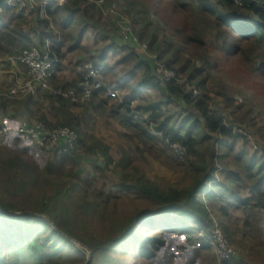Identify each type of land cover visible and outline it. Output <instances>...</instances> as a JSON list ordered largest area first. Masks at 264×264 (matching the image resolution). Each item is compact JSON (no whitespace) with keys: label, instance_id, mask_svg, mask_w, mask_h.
Instances as JSON below:
<instances>
[{"label":"trees","instance_id":"16d2710c","mask_svg":"<svg viewBox=\"0 0 264 264\" xmlns=\"http://www.w3.org/2000/svg\"><path fill=\"white\" fill-rule=\"evenodd\" d=\"M6 1L0 0V7L4 8V12L0 14V60L17 58L27 49L42 46L48 38L53 39L60 35L62 40L60 44L55 45V50L62 61L65 39L71 38L73 31L76 30L81 33L86 31L92 33L93 31L94 34L98 35L97 38L101 40L103 45V48L99 51L101 54L98 61L100 63L104 62L109 53L114 56L125 54L120 61V65L122 68H130L132 71V75L122 83H116V78L113 75L114 79L110 81V86L113 85L122 91L130 90L132 91V101L138 98L142 102L138 107L132 109L131 103L120 104L118 101L110 100L107 97L105 88L95 92L93 100L84 105L73 104L62 97L51 96L45 91H40L36 96L30 95L23 100H9L0 96V123L2 125H5L4 117L12 115L13 119L20 121L18 127L37 122L43 123L50 130L70 128L77 133L78 141L73 151L68 150L63 155L52 154L49 156L48 173L60 177V171L63 170L65 164L67 165L70 158L83 157V154H96L95 151L103 156L108 166L114 165L121 170H125L128 164H132V158L129 155H124L122 159L116 162L111 156L112 149L110 146H106L94 138L93 142L88 141L89 133L86 127L91 113L96 109L109 108L107 110L109 116L120 120L126 128L127 132L120 135L126 136L132 141L137 150H140L141 145L145 147L148 144L162 141L164 145L169 146L172 150L175 146L186 148V159L195 158L199 155L197 149L200 141L199 137L196 136L199 126L201 130L204 129L206 139L213 141L209 144L213 153V163L215 161L224 163L227 158L225 154H219V150L230 151V153L235 154V164L241 170V172L232 170L225 165L229 177L226 179L227 184L217 186L227 192L231 198L221 206L224 211V217L222 218L224 221L221 222L224 236L229 242L233 241L235 236L232 226L236 231L241 232L243 238L253 236L254 222L260 221L264 216V156L261 157L260 154L256 153L255 156L249 157L246 150H238L237 145L240 141L247 142V138L242 133L235 132L231 126L226 125L227 119L221 112V108L217 110L215 103H213L205 80H201L196 85L193 83V76L187 78L190 86L201 90V96L197 98H192V92L187 90V84L182 85L176 81L168 84L164 83L156 75L154 62L147 55L142 54L132 43L123 42L119 34L117 35L119 30L116 17L104 15L101 9L86 3L84 0H70L63 7L55 2H50L46 7V17L44 19L40 16V8H36V10L6 8L5 10ZM37 1L39 3L43 2V0ZM159 1L147 0L148 3L146 2L143 5L144 11L149 15L152 10L156 16L162 17L168 23L166 24L167 29H170V26L175 35L184 36L182 40L186 44L184 48H177L172 42V36L166 34L168 35L165 40L167 47L156 50L150 44L148 53L149 56L157 55L159 61L164 63L166 67L176 70L181 80L185 76L186 69L190 67V61H186L184 68L176 69L179 63L178 55L182 52L187 53L190 49L187 47L188 45L197 51L203 49V46L208 47L209 42L206 41V37L205 40L203 38V32L206 29V36L213 37L214 40L224 36L223 33L218 31L219 29H225L227 31L226 35L234 36L233 38L239 39L238 41L253 40L259 50L258 59L262 60L258 63V66L264 72V2L257 4L252 3L250 0H163L169 6V9L163 12L158 4ZM107 4V7H114L110 0ZM130 4L134 10L135 2H129L130 7L128 6V9L122 6L124 14L129 19L131 18ZM187 14H191L196 22L190 23V16ZM108 23L110 26H108ZM139 24H141V21L134 20L132 26L134 25V32L142 44L148 42L153 28L157 31L161 30L159 26H149L148 22L146 26H139ZM173 26L177 27L173 28ZM197 28H201L200 40L191 35V32L195 33ZM172 31L166 30L170 33ZM230 45L231 43H228L225 37L223 51L227 54H229L228 48ZM203 51L204 55L207 54V50L203 49ZM169 56H172V59L166 60L165 58ZM91 62L98 65L96 60L91 59ZM106 71L108 74H112L113 68L107 64ZM198 72L201 73L202 70H198ZM137 73H139L140 81L130 86L129 81ZM83 74L84 66L72 82L52 81V85L62 90L76 89L83 80ZM11 88V86H7L5 89L0 87V92L7 93ZM150 91H158L163 96L162 101L155 104L153 102L147 103L148 99L142 97L146 93L150 94ZM170 104H178L180 109L187 113L185 118H182L179 112L176 114L174 110L169 111ZM234 107V102L229 100L226 104L227 109H234V113L239 112L241 109L237 105V108ZM24 113L28 116H23ZM145 114L148 115V118L144 117ZM151 123L154 127H151ZM150 130L153 131V135H151ZM246 157L249 158L245 159ZM95 167H97V164ZM217 170L218 168L210 166L209 169L207 168L199 174L194 194L184 190H171L169 193H164L150 185L138 187L137 190L145 194L151 201L161 204V209L154 212L148 211L143 213L142 216L138 215L134 219L128 220L127 223L122 225L121 233L118 234L116 239L112 240L107 248L96 252L101 254V261L92 264H138L136 258L138 255L140 258H144L145 261L155 260L157 256L151 248L163 247L164 242L160 237L162 231L180 232V229L183 228L191 229L190 225L194 224L195 228L191 229L193 232L200 233L203 231L206 232L205 235L207 236L212 235L214 221L208 218L207 210L203 209L194 197L198 194L199 189H202L208 182H216L215 173ZM75 177L79 179L78 177L81 176L77 174ZM77 179L75 180L77 181ZM79 180L81 181L82 178ZM217 184L220 183L217 182ZM71 186L78 188L80 184L72 182ZM122 188L128 191L135 189V187L130 188L124 184H122ZM218 192V190H212L207 197L214 202L217 200ZM0 207L6 210H14L13 208H6L9 206L2 199H0ZM230 208L241 213L244 216L243 220L237 219L231 222L224 219L229 216ZM50 209L48 206H44L41 212L45 214ZM49 215L52 214L49 213ZM28 221L33 224H27ZM208 221L211 224L210 231L208 230L209 226H207ZM41 225V221L28 215L16 217L3 213L0 219V264H11L12 257L9 253H11L10 249L18 244L16 238L19 243L26 245L29 251L33 253L35 264H46V262L53 264L57 256L66 254L67 251L59 250L60 248L52 241L48 243L49 239L47 237L41 238L39 236ZM143 226L147 227L144 233L140 231ZM201 239L207 242L202 237ZM117 245L121 246V252L125 251L124 254H119L118 259L114 258L110 252L112 247ZM203 246L211 248L208 242ZM48 247L52 248L54 252L51 254L39 252V248L46 250ZM237 260L239 258L223 264H235Z\"/></svg>","mask_w":264,"mask_h":264},{"label":"rangeland","instance_id":"374dc122","mask_svg":"<svg viewBox=\"0 0 264 264\" xmlns=\"http://www.w3.org/2000/svg\"><path fill=\"white\" fill-rule=\"evenodd\" d=\"M110 2L124 16L127 15L124 14L122 6L128 9V3L135 2L134 10L130 4L131 24L134 20H139L141 21L139 26H146L148 22L149 26H159L161 28V32L155 28L151 30L148 44L146 43L147 46L152 44L153 49H165L167 47L165 40L169 35L172 36V42L177 48L185 47L186 43L182 40L184 36L175 35L170 26V29H167L166 24L168 23L162 17L156 16L152 10V14L151 11L149 15L146 14L143 5L147 0H128L125 2L110 0ZM37 3L40 4L38 1ZM158 4L163 12L169 9L168 4L163 0H160ZM187 15L190 16V23L196 22L191 14ZM108 26H110L109 23ZM175 27L177 26H173V28ZM166 30H170L172 33L166 32ZM218 31L223 33L224 36L217 40L206 36L207 29L203 32L204 40L206 37V41L209 42L208 47H204L202 44L203 49L207 50L205 55L203 49L197 51L188 45L187 47L190 48L188 52H182L178 55L179 63L176 69L184 68L186 61H190V67L186 69L185 76L182 79L188 80L193 76V83L196 85L201 80H205L217 110L221 108V112L228 120H226V125L231 126L235 132L242 133L247 138V142L240 141L237 145L238 150H246L249 157L255 156L256 153L263 157L264 72L258 66V63L262 61L258 59L259 50L253 40L238 41L239 39H234V36L226 35L227 31L225 29H219ZM200 33L201 28H197L195 33L191 32V35L200 40ZM225 37L227 42L231 43L228 48L229 54L223 51ZM98 46H100V49L103 48L102 44ZM133 46L137 48V46ZM242 50L245 52H242ZM62 52L65 56L62 70L67 72L64 82L69 83L70 78L68 76L72 74L75 68L74 55H70L71 51L69 50L67 53ZM165 59L171 60L172 56ZM23 68L21 71L25 72ZM198 70H202V72L200 73ZM117 77L118 75L115 76L116 79ZM1 79L3 81L0 87L3 89L7 86L12 87L15 84V80L9 79V77L5 79L1 77ZM112 79H114V76L107 78L109 82ZM134 80L136 79L133 78L132 82ZM50 85L55 89L52 83ZM199 91L201 92V90ZM119 94L123 102L133 100L130 98L131 91L119 92ZM142 98L148 99L147 103L153 102L155 104L162 101L163 96L158 91H150V94L146 93ZM229 100L234 102V108H237L236 105L241 108L239 112L234 113V109L226 108ZM133 102L132 109L142 104L138 98ZM107 110L109 108L96 109L91 113L86 127L89 133L88 141L93 142L94 138L96 141H101L106 146H110L112 149L111 156L116 162L122 159L124 155H129L132 158V164H128L125 170H121L114 165L108 166L103 156L95 151L96 154H83V157L70 158L67 165L61 167L63 170L60 171L59 177L47 172L48 156L35 148L31 142L22 143L18 141L15 143L14 148L8 146L14 155L8 154L5 151L7 149L0 150L2 153V158H0V199L9 206L6 208L14 209L6 210L0 207V219L2 214L5 213L16 217L28 215L41 221L39 236L41 238L47 237L49 239L48 243L52 241L60 248L59 250L67 251L66 254L57 256L53 264L98 263L102 258L100 257L101 254L96 252L107 248L108 244L116 239L118 234L121 233L123 224L138 215L142 216L145 212H154L161 209V204L151 201L145 194L137 190L138 187L150 185L164 193H169L171 190H184L194 194L199 174L205 169H209L210 166H214L218 168L215 175H217L216 180L220 184L208 182L202 189H199L197 197L195 196L194 199L196 198V202L207 210L208 218L214 221L212 229L222 231L221 222L224 221L222 219L224 211L221 206L231 198L227 192L217 186L227 184L226 179L229 177L225 165L232 170L241 172L235 164V154L230 153V151L219 150L218 153L225 154L227 158L224 163L219 161L213 163V153L209 145L213 141L206 139L204 129L201 130L199 126V131L196 133L200 141L197 149L199 155L195 158L186 159V148L183 154L180 155L179 148L176 150L174 147V150H172L169 146L164 145L162 141L148 144L145 147L141 145L140 150H137L132 141L126 136L120 135L127 132L123 123L110 117ZM168 110H174L176 114L179 112L182 118L187 115L184 110L180 109L178 104H170ZM23 116L28 115L24 113ZM144 117L148 118V115L145 114ZM175 123L177 122L175 121ZM151 127H154L152 123ZM150 132L151 135L154 134L152 130ZM96 164L97 167H95ZM77 174H80L81 177L78 178H82L81 181L75 177ZM72 182L80 184V187L73 188L71 186ZM122 184L130 188L135 187V189L132 191L124 190ZM212 190L219 191L217 200L214 202L207 197ZM44 206L51 208L48 213L43 214L41 212ZM49 213L52 215H49ZM243 218L244 216L241 213L230 208L229 216L224 219L233 222L237 219L243 220ZM27 224L31 225L33 223L28 221ZM207 226H209L208 230L210 231L211 224L209 221ZM254 227L253 236L243 238L241 232L236 231L232 226L235 237L233 243L230 242L239 255V260L235 264H264V216L260 221L254 222ZM146 228L143 226L140 231L144 233ZM190 228H195V225H190ZM191 229L183 228L180 229V232L174 233L162 231L160 237L164 242L163 247L151 248L157 256L156 259L145 261L144 258H140L138 255L136 257L137 263L223 264L217 258L216 251L212 246L211 248L203 246L207 242L201 239V235L206 232L195 233ZM16 243H18L17 246L12 247L10 249L11 253H9L12 257L11 264H35L33 253L29 251L28 247L23 243H19L17 238ZM120 248L121 246L117 245L110 250L114 258L118 259L119 254H124L125 251L121 252ZM39 252L51 254L54 251L48 247L46 250L39 248ZM46 264L49 263L46 262Z\"/></svg>","mask_w":264,"mask_h":264},{"label":"built area","instance_id":"2783aa9c","mask_svg":"<svg viewBox=\"0 0 264 264\" xmlns=\"http://www.w3.org/2000/svg\"><path fill=\"white\" fill-rule=\"evenodd\" d=\"M70 0H45L40 4L37 0H7L6 8L8 9H36L40 8L41 18L46 17V7L50 2H55L60 6L65 5ZM86 3L96 6L107 16L116 17L119 35L123 42L132 43L139 48L140 52L147 55L155 64L156 75L166 84L178 82L187 84V90L192 92V98L201 96V92L193 86H190L188 80H181L176 70L169 69L159 61L157 55L148 53V46L142 44L140 39L135 35L133 26L128 17L118 12L114 7H107V0H84ZM238 1V0H237ZM252 3L262 4L264 0H250ZM4 8L0 7V14ZM61 36L58 35L53 39H48L42 46L27 49L17 58H9L13 66H22L25 72H18L15 78V84L7 93L0 96L9 100H23L30 95L36 96L40 91L48 92L54 97H62L73 104L84 105L93 100L94 93L106 89L107 97L116 98V93L106 87L104 74L106 68L94 63L84 65L83 80L79 83L78 88L71 90L53 89L50 85L55 71L61 65V58L55 50V45L61 43ZM9 134H15L22 143L31 142L32 145L41 150L46 156L52 154L63 155L68 150L73 151L78 141L77 133L70 128H57L50 130L43 123L34 122L32 124L21 125L15 129L2 125L0 123V141L5 140ZM176 150L183 154L184 149L175 146ZM201 237L205 239L216 251L217 258L221 263H227L238 259L239 255L236 249L225 238L221 230L214 228L212 235L207 236L202 233Z\"/></svg>","mask_w":264,"mask_h":264},{"label":"crops","instance_id":"0c3cea01","mask_svg":"<svg viewBox=\"0 0 264 264\" xmlns=\"http://www.w3.org/2000/svg\"><path fill=\"white\" fill-rule=\"evenodd\" d=\"M118 34H119V32L117 33V35ZM97 37H98V35L94 34L93 31H92V33L88 32V31L81 33L79 31L75 30V31H73L71 38L65 39L66 42L64 44L63 51L65 53H67L68 50L71 51L70 55L71 54L74 55L73 63L75 64V68L73 69L72 74L68 76L70 78L69 81L72 82L73 80H75L77 78V75L79 74V72H81L82 67L86 63H93V62H91V59L96 60L98 62V65H102L105 68H106V65L108 64L109 66H111L113 68V73L108 74L107 71L105 70V74H104L103 79H104L106 87L110 90L115 91V93H116V98H109V97L108 98L110 100H113V101H118V102H120V104L131 103L133 105V103H134L133 101H130V102L124 101L123 102L121 95L119 94V92L121 93V92L130 91V90L122 91L113 85L110 86V82H109V80H107V78H110L113 75L114 76L118 75V77L116 79V83L117 82L122 83L124 80L126 81L128 79V77H130L132 75L131 69L121 67L120 61H121L122 57H124L123 54H120L118 56H114L111 53H109L108 56L105 58L104 62L100 63L98 61V58L101 54L99 51H101V50H100V46H98V45L102 44V43H101V40L98 39ZM119 37H120V35H119ZM64 57H63V60H64ZM63 60L61 61L60 67L57 68V70L54 73V76H53L54 80L52 79L53 82L54 81L60 82V81H64L66 79L65 75L67 74V72H65V70H62L64 67L63 66ZM8 63H10V64H8ZM22 68L23 67L21 65L20 66H13L11 64V62L8 61V59L0 60V85L2 84V81H3L1 79V77H3L4 79L9 77V79L15 80L18 72H20ZM138 74L139 73H137L135 76H133V78L136 79L133 82H132L133 79L131 78V80L129 81L130 86H132L136 82L140 81ZM59 79H61V80H59ZM52 81H51V83H52ZM1 89H3V88L1 87ZM1 93L2 92H0V95H1ZM130 98H131V95H130ZM4 118H5L4 124L6 126L13 128V129L18 127L20 124V121L18 119H13L14 117L12 115L11 116L7 115V117H4ZM18 141L22 142L15 134H9L5 140L0 141V150L1 149H7L5 151L8 154L14 155V153L11 151V149L8 146H11L14 148L16 146L15 143ZM0 158H2L1 152H0ZM216 179H217V177H216ZM217 181L218 180H216V182H215L216 184H217Z\"/></svg>","mask_w":264,"mask_h":264},{"label":"clouds","instance_id":"9594fccd","mask_svg":"<svg viewBox=\"0 0 264 264\" xmlns=\"http://www.w3.org/2000/svg\"><path fill=\"white\" fill-rule=\"evenodd\" d=\"M43 2H44V0H43Z\"/></svg>","mask_w":264,"mask_h":264},{"label":"water","instance_id":"95a60500","mask_svg":"<svg viewBox=\"0 0 264 264\" xmlns=\"http://www.w3.org/2000/svg\"><path fill=\"white\" fill-rule=\"evenodd\" d=\"M13 214V213H12Z\"/></svg>","mask_w":264,"mask_h":264}]
</instances>
